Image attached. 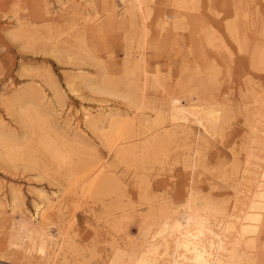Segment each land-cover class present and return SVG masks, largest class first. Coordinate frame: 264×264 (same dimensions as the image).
<instances>
[{"label":"rangeland","instance_id":"1","mask_svg":"<svg viewBox=\"0 0 264 264\" xmlns=\"http://www.w3.org/2000/svg\"><path fill=\"white\" fill-rule=\"evenodd\" d=\"M151 1L149 3L154 9L149 21L153 27L158 28V15L162 14L161 11L164 8L170 6H165L167 0ZM234 3L233 0H212L205 3L203 12L208 14L206 17L208 20H204L202 24H198V18H187L190 25L188 43L193 45L190 47H193L195 53L202 52L199 39L201 25L204 28L203 31L219 32L231 50V55H228L227 51L214 53L212 48L206 45L203 49L208 53L207 60L203 61L198 57L200 60L197 61L200 64L197 69L201 67L200 69L203 71L199 79H193L184 84L187 76L186 73L181 72L180 54L174 49L175 46L168 47V45L158 42L153 37V31H150L143 43L144 57L147 62H156L153 65L160 66L162 85L156 88L150 81L148 83L141 81L143 75H140L139 81L138 74L136 76L138 82L128 81L142 87L135 91L137 92L136 96L142 95L150 106L161 107L163 110H167L170 102L169 94L173 93L179 94L184 103L190 98L193 101L201 99L206 102H214L216 106H221L224 110L225 121L221 123V134L208 137L210 140L202 148L200 154L194 153L193 147L196 149L197 142L185 145V140H182V144L171 150L172 159L164 160V163L157 164L148 170L151 179L149 189L148 184L140 188L138 176L136 177L133 173L135 170L128 168L124 163L113 160V157L108 155V161L113 163L116 169V173L112 177L117 179L118 183L122 181L121 188L114 194H101L97 196L98 198L84 196L83 190L81 191L83 186H79L77 190L65 191L67 171L58 169L54 164H51L42 152L34 156L22 154L15 160L8 161L2 157V149H0V264H110L116 252L132 253L144 243L145 238L149 237L147 232L150 229L147 228L150 226L154 228L153 224L155 220H158L151 216L152 213L158 214L161 209L174 211L181 208L186 198L185 193L190 190L195 191L203 200H214L221 205L231 206L235 200L233 179L230 178L232 171L235 172L236 166H241V169L244 167L247 155L253 153L254 156H259L264 152L259 149L258 140H251L256 136L253 135L254 132L250 128L254 123L251 122V112L256 108L253 99L258 94L264 97V70L255 69L251 64L254 48L257 43L260 44L264 41L263 33L255 27V22L259 28L264 25V0H253L249 5L247 12L250 14L251 22L249 25L242 24L246 27V40H248L245 50H240L225 28L226 23L233 22L236 18ZM92 4L103 10L102 0H92L91 3H88V0H0V131L5 135L15 132L20 134L21 141L25 139L18 118L10 114L8 110V101L12 96L18 92L29 93L30 90L37 92L44 87L43 89L49 93L45 97L46 101L44 98L41 105L61 136L64 135L71 140L75 137V133L80 134L78 143L75 145L80 149L83 159L90 160L92 159L90 156L107 155L108 151L103 145L102 139L91 127L85 125L82 112L84 109L92 107L91 109L96 114L95 105H97L98 99L116 100L115 107L119 111L133 109L129 102L122 97L90 91L84 83L82 84L81 78L85 75H89V77L96 75L95 77H97L98 67L86 62L80 63L82 65L80 68V64L76 63L74 58L71 60L68 57L73 52L62 53L55 47V42L61 37L64 38L67 31L72 30L73 26L80 27L83 24L82 16L85 12H92ZM121 7L122 5L119 4L118 9L121 10ZM104 18L103 15L101 19L105 20ZM125 19L127 21L125 20L120 26L111 28L107 25L104 34L108 33V41L104 44L108 43L109 51L107 46H104L100 41L101 38L97 37L98 34L87 35L88 38H86L94 48L102 46L101 54L104 62L108 68L110 67V71L118 76H124L126 67L127 52L124 37L130 28V18L125 17ZM261 33L262 35H260ZM136 51L133 49L132 52L134 62L138 61ZM190 58L193 60L194 57L190 56ZM201 61L203 62L200 63ZM66 62H71V64ZM195 69L192 68V70ZM209 74H214L216 77ZM77 76L81 78L78 79ZM70 80L78 82L75 89L68 86ZM47 83L58 84L60 88L58 94H55ZM126 85L124 83L123 87L128 90ZM58 96H61L59 100L56 98ZM50 100L53 106L50 102L48 105ZM147 111L149 114L151 113V110L147 109ZM133 115L137 116V112L134 110ZM68 116L77 119L82 125V129L75 127V124L66 125L65 121ZM255 125V128H260L263 124L258 121ZM196 126L193 124L192 137L198 140L202 131L200 127ZM30 140L26 138L24 143ZM252 147L255 148L252 150ZM187 151L190 152L189 155L186 153ZM256 159L258 158L251 157V161L255 162ZM63 192L66 194L65 211L63 210L64 212L60 216H54L50 230L57 236L56 239H61L65 242L64 245H69V250L66 252L55 251L53 244L49 243L52 256H50L51 259H47L48 261L35 253L26 254L23 247L27 241L25 242L22 235L19 236V230L16 231L12 228V215L15 216L14 220L17 222L31 220L36 223L38 222L35 218L36 205L40 203L41 198L39 196L62 194ZM119 202L120 204H115ZM105 207L107 209L109 207V213ZM118 207L120 208L118 209ZM151 208H153L152 211ZM111 209L112 211H110ZM145 212L151 217L148 219L149 222L144 219L145 216H148ZM121 216L124 217L121 218ZM144 222L148 223L145 225ZM120 224L121 226H119ZM119 227H123V230ZM12 230L14 234L17 233L14 235ZM12 235L14 239L10 237ZM16 236L18 237L16 238ZM259 236L261 238L259 237L258 245L251 253L250 264L253 262L254 264H264V227ZM20 239L23 240V244H15V242H20ZM135 243L137 244L135 245ZM114 249L115 253L113 254Z\"/></svg>","mask_w":264,"mask_h":264},{"label":"bare ground","instance_id":"2","mask_svg":"<svg viewBox=\"0 0 264 264\" xmlns=\"http://www.w3.org/2000/svg\"><path fill=\"white\" fill-rule=\"evenodd\" d=\"M150 1L151 0H102L103 4L101 6L103 10H100L99 6H94L92 4V12L88 11V13H86L84 11L86 14L84 13L82 16L83 24L80 27L73 26V28H71L72 30L67 31L68 33L64 38L61 37V40L59 39L55 42V47L59 52L67 54L73 52L69 54L68 57L71 58V60L74 58L76 63L82 64L87 62V64L98 67L97 77H95L96 75L90 77L89 75H85V78L82 77V79L80 76H77L78 79L81 78L82 84L84 83L90 91L122 97L129 102L131 109L137 112L136 116L133 115V110H116V100L109 101L108 99L97 100V105H95L96 114H94V111L91 109L92 107L84 109L82 113L84 115L85 125L91 127L102 139V143L108 151L107 155L95 156L93 154L94 156L89 155L92 159H83L80 149L75 145L78 143L80 134L77 135L75 133V137L71 140L64 137V135L61 136V133L56 130L55 126L50 121V117L41 105L43 99L47 97L49 93H47L43 87L37 92L33 90H30L29 93L18 92L8 101V110L10 114L18 118L21 128L23 129V136H25L24 140H26V138L31 140L24 143L25 141L23 139L21 141L19 133L13 132L11 135H5L0 131V149H2L1 155L3 158L8 161H13L22 154L34 156L42 152L46 155L51 164H54L58 169H65V171H67L65 191L77 190L79 186H83L82 189L80 188L81 191L83 190V195L87 198H94L101 194H114L121 188L120 184L122 181L120 180L121 183H118L119 181L112 177L116 173V169L114 168V164L108 161V155L112 156L113 160L124 163L128 168L135 170L133 173L136 177L138 176L140 188L148 184L149 189L151 179L148 170L157 164H161L164 160L172 159L171 150L182 144V140H185V145H192L191 142H197L196 149L195 147H193V149L195 150V154H200L202 148H204L210 140L208 137L221 134V123L225 121L223 114L224 110L221 106H216L214 102H210L209 100V102H206L201 99L193 101L192 98H186V103H184L179 94L173 93L169 94L170 102L167 110H163L161 107L150 106L147 100L145 101L143 99L142 95L136 96L137 92L135 91L142 87L136 83L128 82L129 80L138 82L136 78L138 74L139 77L143 75L141 81L146 83L150 81L156 88L162 85L160 66L153 65L156 64V62H147L144 57L145 51L143 43L146 35H148L150 31H153V37L158 42L164 43L168 45V47H172V45L175 46L174 49L180 54L181 72L186 73L185 75L187 76L184 84L193 79L200 78V74L203 71L200 69L201 67L197 69V66H200L197 61L200 59L203 61H205L204 59L207 60L208 53L204 52L203 49L206 45L210 46L214 53H218V51H227L226 53L231 55V50L227 46L222 35L214 30L209 32L203 31L204 28L202 25L199 30V39L201 40L200 49H202V52L195 53L193 47H190L193 45L191 43L189 45L188 43L190 25L187 18H198V24H202L204 20H208V18H206L208 14L203 12V9L205 3L211 2L212 0H167L165 6L170 7L164 8L163 11H161L162 14L158 15V28L153 27L152 23L149 21L154 9L153 6L150 5ZM233 1L235 2L233 8L236 18L233 22L226 23L225 28L233 40L238 44L240 50H245L248 40H246V27L242 26V24L247 23V25H249L251 22L249 18L250 14L247 11L253 0ZM91 2L92 0H88V3ZM119 4L122 5L121 10L118 9ZM103 15L105 16V20L101 19ZM67 16L70 15L67 14ZM125 17L130 18V28L124 37L126 40L125 49L127 52L126 67L124 76H118L116 73H112L110 67L108 68V65L104 62V58L101 54L102 46L96 49L90 42H87L88 40L86 38H88L87 35L93 36L94 34H98L99 36L97 35V37L101 38L100 41H102L104 46H107L109 51L108 43L104 44V42L108 41V33L106 35L104 34L107 30V25L111 26V28L120 26L125 20L127 21ZM47 18L49 19V17ZM255 27L261 30L264 35V25L259 28L255 22ZM262 33L260 35H262ZM133 49H136V53H138L136 57L138 61L136 62L132 60V57H134L132 53ZM254 49L251 64L255 69L264 70V41L260 44L257 43ZM247 50H249L248 47ZM190 56L194 57L192 58L193 60H191ZM198 57L200 59H198ZM71 62L66 63L71 64ZM191 63L194 64L191 65ZM81 64L80 68L82 67ZM192 68L196 69L192 70ZM214 74L209 75L214 77L216 75ZM140 79L141 77L139 81ZM124 83L127 84L128 90L124 89ZM76 84H78L76 80H70L68 86L75 89ZM49 86L55 94H58V91H60L58 84L50 83L48 84V87ZM258 95L253 99L256 108L251 112V122L254 123H251L252 125L250 124L252 126L250 128L252 132H254L253 135H255L256 138L253 136L255 139L253 137H251L253 139H250L258 140L260 144L258 145L260 146L259 149L264 151V97L260 96L261 94ZM60 97L58 96L56 98L59 100ZM49 102L51 104V100L48 101V105ZM55 109L59 110L57 108ZM147 109L151 110L150 114ZM258 121L263 125L260 126V128H255V123ZM65 123L68 126L70 124H75V127L82 129V125L79 121L72 116H68ZM193 124L200 127L202 131L198 140L192 137ZM190 139L191 141H189ZM254 148L255 147H252V150ZM186 153H188V151ZM189 154L190 152L188 155ZM252 154H246L247 158L245 157V160L247 161H245L246 164L242 169L241 166H236L235 172L232 171L231 173L230 178L233 179L232 185L235 197L231 206L226 204L221 205L214 200H203L195 191L190 190V192L185 193L186 198L181 208H177L174 211H169L168 209H161L160 211L158 209V214L152 213L151 216L158 220H155L153 224L155 225L154 228L151 226L147 228L150 229V231L148 230L149 232H147L149 233V237L145 238L144 243L141 242L142 245H139V248H136L134 251L130 250L133 251L132 253H115L114 249L113 254H115L110 264H250L252 261L251 253L256 249L258 239L259 237L261 238L259 234L264 227V152L259 154V156H254L255 154ZM252 156L258 159H256L255 162L254 160L251 161ZM185 163L187 164V162ZM252 172L253 174H251ZM65 195L64 192L62 194L40 195V203L36 205L35 218L38 221L36 223L31 220L17 222L14 220L15 216L12 215V228L16 231L19 230V236L22 235V238H25V242L27 241L23 247L26 254L35 253L42 259H51L50 256H52V251H50L49 243L53 244L55 251L60 250L66 252L69 250V245H64L65 242L61 241V239H56L57 236L50 230V225L54 222V216H60L65 211ZM121 196L120 198L123 197ZM115 204L118 205L120 202ZM119 208L120 207H118V209ZM108 209L107 213H109ZM152 209L153 208H151V211ZM12 210L14 211L13 207ZM115 210L117 209L115 208ZM110 211H112V209ZM146 215L148 214L146 213ZM112 217L114 218V216ZM123 217L124 216H121V218ZM144 219L148 220L151 219V217L148 215L145 216ZM118 221L121 222L122 220L120 219ZM149 221L150 220H148V222ZM144 223L145 225L147 224L146 222ZM119 226H121V224ZM119 228L123 230V227ZM10 237L14 239L13 235ZM17 237L18 236H16V238ZM22 242L23 240L15 242V244L22 245ZM136 244L137 243H135V245ZM54 254L56 255V253ZM257 256H259V254H257Z\"/></svg>","mask_w":264,"mask_h":264}]
</instances>
